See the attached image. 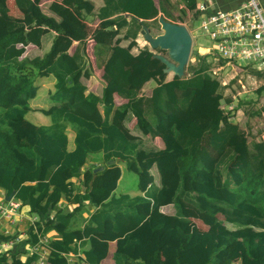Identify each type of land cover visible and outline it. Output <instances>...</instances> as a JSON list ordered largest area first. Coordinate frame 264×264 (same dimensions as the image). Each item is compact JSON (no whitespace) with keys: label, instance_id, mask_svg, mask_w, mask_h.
<instances>
[{"label":"trees","instance_id":"16d2710c","mask_svg":"<svg viewBox=\"0 0 264 264\" xmlns=\"http://www.w3.org/2000/svg\"><path fill=\"white\" fill-rule=\"evenodd\" d=\"M51 1L54 17L40 0H0V189L14 193L23 216L38 219L36 232L29 224L26 240L0 254V264H36V254L21 262L17 246H34L52 232L47 264H68L64 255L79 249L84 258L74 264H98L91 244L106 221L118 234L114 264H231L235 258L264 264V142L248 138L221 109L223 87L207 72L206 57L197 54L189 77L162 81L145 97L141 90L150 76H165L147 47L132 53L142 26L157 20L153 0H104L95 14L88 0ZM179 1L195 8L196 0ZM93 16L99 23L90 32L85 21ZM89 33L95 61H102L101 97L82 83L91 74L84 60ZM48 36L50 47L41 56L25 54ZM123 40H129L125 47ZM74 42L78 48L70 54ZM47 78L53 80L50 106L38 112L50 123L38 126L28 121L29 103ZM115 94L125 103L115 106ZM140 137L159 138L164 148L147 150ZM95 154L102 155L104 167L96 173L97 167L84 168ZM117 159L131 172L136 160H145L146 170L155 166L160 185L138 172L140 194L108 197L120 176ZM92 199L100 203L90 213ZM61 200L72 209L60 208ZM181 203L196 211L203 231L191 224ZM169 205L173 216L160 212ZM84 213L90 214L83 218ZM143 225L150 232L175 231L179 245H164L152 256L148 233L137 232ZM77 232L84 237L78 243Z\"/></svg>","mask_w":264,"mask_h":264},{"label":"crops","instance_id":"0c3cea01","mask_svg":"<svg viewBox=\"0 0 264 264\" xmlns=\"http://www.w3.org/2000/svg\"><path fill=\"white\" fill-rule=\"evenodd\" d=\"M43 1H44L43 5L46 4V6H47L45 10L42 9V6H43L42 2ZM88 1L93 5L94 14L98 11V9L102 8L103 4H104V0H88ZM51 2H52L51 0H41V5H40L41 9L44 12H48L49 11L48 6L50 5ZM243 2H244V0H210V1H208V0H196L195 8L189 9L185 5V3H183L179 0H153L155 7L159 11L157 19L159 16H162L168 22L185 26L188 29V31L190 32V34L192 36V40L194 39V35H193L194 31L192 32L189 29L188 23H191L193 21V19L197 18L198 16H202V15H205V17L209 16V15H211L210 13L213 14L216 11L234 10L237 7L241 6ZM259 2L262 5V7L264 8V0H259ZM201 5L206 6V10L204 12L200 11ZM177 8L179 11L177 10ZM197 11H199L200 13L195 14V13H197ZM188 14L189 15L194 14L193 16H195V17L193 19H191L190 16H188ZM48 15L54 17V15L50 12H48ZM203 18L204 17H202V19ZM156 21H154V20L147 21L151 30L153 28V26H152L153 23L154 22L156 23ZM85 22L89 28V31L91 32L98 25L99 20H97L93 16V17L87 18ZM157 25H158V23H157ZM154 35H157V34H154ZM137 39L140 41L143 40V38L139 34H138L136 40ZM128 43H129V40H123L120 43V45L122 47H125L128 45ZM50 44H51V37L48 36V38L45 40V42L42 44L41 47H36L33 45L28 46L26 48L25 54L28 56H32V57L33 56H41L45 51H47L49 49ZM192 45H193V42H192ZM77 46H78V42H74L72 44L70 50H69V53L70 54L74 53L76 51V49L78 48ZM196 51L198 52V54L200 53L199 51H201L200 55L206 57V61H207V63H209V66H210L207 72H209L212 75L210 69L212 68L211 64H213V62H210L207 60L208 55L206 54L207 53L206 49L198 47ZM202 53H204V54H202ZM81 54H82V56L84 55V52L82 49H81ZM84 60L86 62V66H88L91 69L90 76L88 78L82 80L83 85L86 87V92L101 97L102 91H103L104 86H105L104 82L102 80V74H103L102 61L96 59V61L93 64H91L86 58H84ZM191 65H193V64H191ZM241 65L242 66H240V67H242V69L244 70V73L246 75H248L249 73L253 75V71H255V70H253L254 67L252 65H244L243 63H241ZM188 70H189V68L187 66L186 71L189 73ZM260 73H262V72H260ZM171 75L172 74H167L166 76H164V78H162V76H160L158 74H152L150 76V79L143 86V88L141 90V94L145 97H149L151 95L152 89L155 88L156 86L160 85L162 81L166 82V81L172 80L174 76L173 75L171 76ZM189 76H190V73H189ZM253 76H255V75H253ZM216 79L218 80L220 85L223 87V99H222L221 107H222L224 113L227 116H229V120L232 123L237 124L241 128V130H243L246 133V136L251 135V137L254 138L255 142H264V125L261 123V120L264 121V119H263V116H264V99H261V92L264 91V82L260 86H253L252 84H250V82H247L249 84L248 85L249 86L248 92H245V93L241 92V93H239L238 98H233V97H236V94L239 92V91H237L236 93H233L232 91H230V89H232L234 86L235 87L237 86L236 81L231 80V76H229V78L226 82L227 85L223 86L221 84V81H219L220 78L218 79L216 77ZM52 85H53V80L51 78H47L45 81L42 82L40 88L38 89V93H37L36 97L33 100H31L30 108L32 109V111L28 114V121L30 123H32L34 125H38V126L39 125H48L50 123V120L47 117L41 115L38 112V110L47 109L50 106L48 93H49V91H51ZM227 93H229V94H227ZM242 97L244 99H240ZM248 98L249 99L250 98H253V99L256 98V99H258V102H259V104L256 105V108H254V110H255L253 112L254 121H252L251 119H248V118H245V119L242 118L241 119V114L239 112L240 108L242 107V105H241L242 101L249 100ZM256 99H254V100H256ZM227 100H228V102H227ZM113 102H114L115 106H119L121 104H124L125 100L118 97L115 94L113 96ZM232 105H234L233 106L234 108L232 107ZM229 108H231V110ZM236 113H238L237 116H236ZM131 124H132L131 127H133L134 122H132ZM73 135H74L73 132L68 130V138L70 141L69 148H72V146H73L72 145ZM249 136H248V138H249ZM140 141L144 142V145L147 147V150H149V149L161 150L164 148V145L159 138L140 137ZM94 156H100V159L94 158ZM114 163L116 164V167L119 169L120 176L117 179V181H115V183L113 185L114 187L110 190L108 197L110 196L111 193L112 194L115 193V191L119 187V184L122 180L121 177H122L123 168L125 166L124 163H120V161L114 162ZM101 164H102V155L101 154H95V155L89 156L87 158L86 165L84 168H94V167L104 168L103 166H101ZM145 166H146L145 160H143V159L136 160L135 166H134L135 172L134 171H132V172L135 173L136 176H138L137 174H139V173H145L148 175L150 174L153 178L152 184L159 186L160 180H159V176H158V172H157L156 167L152 166L151 169L146 170ZM68 180L70 182L76 184V185L80 184V181L75 179V178H69ZM137 181H138V178H137ZM123 194H128L130 196H135V195L140 194V191L138 189V185L136 187L134 186V188L129 189V191H126ZM95 203L99 204L100 202H96L92 199V204H89V207H87V209L90 213H92L93 210L95 209V206H94ZM58 205H60V208H65V206L66 207L68 206L69 209H72V207H73L71 205L66 204V202L64 200H61ZM181 206H182L181 207L182 211L185 215L189 213L188 218L191 220V222H192L191 224H194L198 228V220L195 217L196 211H194L192 209V207L190 205H188L187 203H181ZM19 212H20V209H19ZM160 212H162L165 215L173 216L175 213V209L172 205H169V206L162 208ZM90 213H84L83 218H87ZM50 216H52V215H50ZM218 219L221 221L222 217L219 216ZM198 229L203 231V229H200V228H198ZM137 232L141 233V234L148 233L149 251H150V254L154 257H156V255H154V254L161 251L164 248V245H171V246L179 245V242L177 241V238L175 235V231H172L170 233H163L162 231L150 232V231H148L146 226L143 225L137 230ZM48 237H49V241H50V238H52V239L55 238V234L53 232L49 233ZM75 237H76L77 243L81 242L84 238L79 232L76 233ZM26 238H27V234L24 233L22 235L21 241L26 240ZM117 238H118V234L113 232L112 223L110 221H106L104 223L103 233L96 234L94 236V241L91 244V246L93 248V252L97 258L98 264H114L112 261V254L114 251V246H115L114 244H115V241ZM32 247L33 246H30L29 244H22L20 246H17V251L19 252V258H20L21 262H24L27 257L33 255ZM88 249H89V246H85V247H83L82 251L84 252L85 250H88ZM69 253L72 254V258H71L72 264H74L78 259L84 258V255L81 253L80 249L78 252L70 251ZM160 259L164 260L162 257H160ZM159 262H160L159 264H168L165 261H159ZM156 264H158V263H156ZM231 264H241V261L239 258H235L232 260Z\"/></svg>","mask_w":264,"mask_h":264},{"label":"built area","instance_id":"2783aa9c","mask_svg":"<svg viewBox=\"0 0 264 264\" xmlns=\"http://www.w3.org/2000/svg\"><path fill=\"white\" fill-rule=\"evenodd\" d=\"M205 10L206 6L201 5L200 11L204 12ZM198 30L210 40L211 47L205 49L206 54L214 57L210 69L212 76L219 79L221 73L223 74L229 68L225 75L228 73L231 80L236 81L240 89L237 93L238 96L241 92H248L249 84L247 82H250L249 79L251 78L244 73V70L240 67L242 66L241 63L252 65L257 71L264 72V8L259 0H244L241 6L231 11H216L202 19ZM94 46V39L91 34H88L85 39L84 52L86 59L91 64L95 62ZM145 47L154 54V51L143 40L138 39L135 40L132 53L137 54ZM221 84L223 86L227 85L222 80ZM253 84L255 85L256 82L254 81ZM237 94L233 98H238ZM229 109L231 110V108ZM6 196L4 191L0 189V218L5 220L1 235L11 236V238L5 241L0 240V254L9 251L22 240V234L14 236L13 233L8 231V227L12 230L20 222L26 220L34 226V232H36L35 224L38 222L35 216H23L19 212L21 202L14 197L7 202L5 200ZM58 206L60 207V205ZM51 218L52 216H50ZM48 243V236H39V241L32 247V253L38 256L36 264H47V258L50 254ZM64 256L67 262L72 264V254L68 252Z\"/></svg>","mask_w":264,"mask_h":264},{"label":"water","instance_id":"95a60500","mask_svg":"<svg viewBox=\"0 0 264 264\" xmlns=\"http://www.w3.org/2000/svg\"><path fill=\"white\" fill-rule=\"evenodd\" d=\"M160 33L154 35L150 28L143 25L139 34L148 46L158 54H153V58L158 60L163 66L164 74H173L181 79L189 76L186 71L191 56H196L198 52L192 49V36L188 29L179 24L166 21L162 16L157 19ZM120 161L119 159L115 162ZM113 162H108L111 165ZM103 168L98 167L94 172H100ZM14 197L11 193L5 197L8 202Z\"/></svg>","mask_w":264,"mask_h":264},{"label":"rangeland","instance_id":"374dc122","mask_svg":"<svg viewBox=\"0 0 264 264\" xmlns=\"http://www.w3.org/2000/svg\"><path fill=\"white\" fill-rule=\"evenodd\" d=\"M10 2V4H12V1L13 0H8ZM210 1V0H208ZM44 4V2H42V5ZM41 5V4H40ZM46 4L42 6V9H46ZM178 10V8H177ZM179 11V10H178ZM187 15V14H186ZM194 14H191L188 16H190L191 19H193L195 16H193ZM202 17H205V15H202V16H198L197 18L193 19V21L191 23H188V27L189 29L194 33V39H193V45H192V49L193 50H197L198 47L200 48H208V47H211L210 45V40L207 36L203 35L199 30H198V27L200 25V22L202 20ZM152 24V23H151ZM157 23H153V33L154 34H159L160 33V29H159V25L158 27L156 26ZM156 28V29H155ZM201 54V51H199ZM154 53L158 54L157 51H154ZM205 53V52H204ZM202 53V54H204ZM208 55V54H207ZM207 60L210 61V62H214V57L212 55H208L207 57ZM196 61H195V58L194 56H191L190 57V61L188 63V68H189V65L191 64H195ZM215 64V63H214ZM229 68L226 69V71L221 75H220V79L219 81H224L225 83L227 82L228 78H229V74L227 73V75H225L226 72H228ZM255 71H257L255 68L253 69ZM252 70V71H253ZM189 71V70H188ZM251 71V72H252ZM260 73V71H257ZM264 72H262L261 74H263ZM173 75V74H172ZM171 75V76H172ZM249 77L251 79L250 82L253 86H260L261 84H263L264 82V78L263 77H255L253 76L252 74H248ZM166 76V74H165ZM189 77V76H188ZM244 79H246V77H244ZM166 80V79H165ZM254 81L256 82V84L254 85ZM236 85V84H235ZM238 86V85H237ZM233 87L232 89H230V91H232L233 93H236L237 91H239V87ZM241 92V91H240ZM229 94V93H227ZM237 97H238V94H237ZM240 99H244L243 97L240 98ZM249 99V98H248ZM256 99V98H254ZM253 98H250L249 100H246V101H242V107L240 108L239 112L241 114V119H245V118H248V119H251L252 121H254V117H253V112L255 111L254 108H256V105L259 104L258 102V99L254 100ZM261 99H264V91L261 92ZM30 105V103H29ZM234 106V105H233ZM234 108V107H233ZM252 111V112H251ZM238 113H236V116H237ZM261 123L264 125V121L261 120ZM249 136V135H248ZM94 158H97V159H100V156H94ZM121 182L119 184V187L117 188V190L115 191V195H120L122 193H125L126 191H129V189H132L134 188V186L136 187L138 185V181H137V176L135 173L129 171L125 166L123 168V172H122V177H121ZM35 218V217H34ZM36 219V218H35ZM4 225H5V220L3 218H0V234L1 232L4 230ZM7 225V224H6ZM29 226V223L26 221V220H23L22 222H20L16 228H13L11 230V228L8 227V231L10 233H13V234H24L27 232V228Z\"/></svg>","mask_w":264,"mask_h":264},{"label":"clouds","instance_id":"9594fccd","mask_svg":"<svg viewBox=\"0 0 264 264\" xmlns=\"http://www.w3.org/2000/svg\"><path fill=\"white\" fill-rule=\"evenodd\" d=\"M41 2V1H40ZM41 7V6H40ZM90 34V33H89ZM140 35V34H139ZM143 41H144V39H143ZM145 42V41H144ZM146 43V42H145ZM147 44V43H146ZM148 45V44H147ZM146 48V47H145ZM153 51H155V50H153ZM158 52V51H157ZM154 54H156V53H154Z\"/></svg>","mask_w":264,"mask_h":264}]
</instances>
